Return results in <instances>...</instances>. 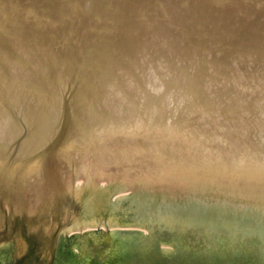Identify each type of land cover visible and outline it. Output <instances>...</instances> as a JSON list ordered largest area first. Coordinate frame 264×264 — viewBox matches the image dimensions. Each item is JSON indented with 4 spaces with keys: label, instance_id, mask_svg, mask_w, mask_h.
Segmentation results:
<instances>
[{
    "label": "water",
    "instance_id": "water-1",
    "mask_svg": "<svg viewBox=\"0 0 264 264\" xmlns=\"http://www.w3.org/2000/svg\"><path fill=\"white\" fill-rule=\"evenodd\" d=\"M255 111L264 115V0H0V195L12 201L0 264H264V222L248 220L264 202ZM80 154L91 157L82 170ZM207 172L218 176L201 181ZM174 173L187 183L162 194ZM73 184L83 188L67 203ZM163 197L179 199L177 215L158 212L176 200L150 211ZM228 208L248 214L239 225L216 216ZM219 235L235 245L220 248Z\"/></svg>",
    "mask_w": 264,
    "mask_h": 264
}]
</instances>
